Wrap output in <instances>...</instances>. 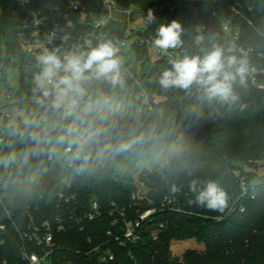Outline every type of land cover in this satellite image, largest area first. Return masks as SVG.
<instances>
[{
	"label": "trees",
	"instance_id": "obj_1",
	"mask_svg": "<svg viewBox=\"0 0 264 264\" xmlns=\"http://www.w3.org/2000/svg\"><path fill=\"white\" fill-rule=\"evenodd\" d=\"M65 1L35 0L33 7L50 13L56 5L64 8ZM83 1L91 12L96 0ZM115 1L122 7H133L143 20L141 29L131 33H127V21H114L96 31L119 41L133 37V58L125 59L129 65H124L127 84L123 90L97 82L87 86L89 96L98 105L88 119L93 127L107 132L85 147V154L90 156L86 166L81 160L73 161L72 153L69 166L65 155L53 162L47 159L46 141L54 138L66 121L59 113L34 103L33 76L39 68L35 56L25 51L18 36L25 16L13 0H0V75L10 67L19 70V85L10 99L27 116L26 122L19 117L16 121L24 136L17 137L8 149L22 154L36 149L27 163H20L0 177V221L5 224V229L0 230V264L22 263L23 249L41 253V247L21 238L20 233L28 230L30 221L40 226L49 220L55 228L54 218L61 214L65 230L53 234L55 251L50 264H264V178L255 184L253 173L245 170L256 168L264 154V89L257 86H264V58L257 56V52H264V38L242 22L240 44L252 48L247 59L256 73L250 74L246 87H236L239 102L220 108L217 116L214 108L219 106L200 99L195 90L187 95L180 89L165 92L159 87L157 78L170 64L159 58L150 60L148 45L160 24L177 20L184 27L180 57L202 55V50H210L213 45L229 48L220 30L229 12L209 1ZM236 1L251 9L247 15L253 22L264 23V0ZM149 10L155 16L151 25L146 23ZM71 20L69 33L75 36L91 29L88 24H79L76 13L71 14ZM197 25L204 28L197 30ZM198 36L203 38L199 44ZM75 41L76 48L97 42ZM61 48L74 49L69 45ZM141 135V142L132 143ZM34 136L41 141L38 148ZM121 143L131 147L120 151ZM81 167L85 171L81 172ZM135 175L138 182L145 183L147 191L146 199L138 204L131 201L136 191ZM241 179L248 191L239 198ZM192 180L199 181L201 187L209 180L215 181L227 194L223 211L189 205L195 196L189 187ZM252 190L256 192L253 198ZM59 194L74 196V202L59 205ZM165 195L174 200L179 210H159ZM93 201L99 205L101 216L91 221L83 219ZM112 203L125 208L129 217H135L136 210L157 208L138 242L126 247L108 242L105 233L113 218ZM240 206L245 207L243 212ZM70 208H74L72 219ZM159 223L164 229L153 240L150 231ZM185 241L198 244L200 249L188 248L181 257H174L171 246ZM103 242L108 243L100 251L109 248L114 254L112 260L100 261L98 253H89Z\"/></svg>",
	"mask_w": 264,
	"mask_h": 264
},
{
	"label": "clouds",
	"instance_id": "obj_2",
	"mask_svg": "<svg viewBox=\"0 0 264 264\" xmlns=\"http://www.w3.org/2000/svg\"><path fill=\"white\" fill-rule=\"evenodd\" d=\"M155 20L152 10H149L146 23L151 25ZM184 32L182 24L173 20L168 24H160L152 39V45L162 53L183 45L181 36ZM53 32L49 37L51 41ZM203 38L197 37V44ZM121 41L107 34H101L94 46L86 48L63 49L61 47L41 46L35 57L39 70L33 76V100L40 108L51 109L59 113L66 121L59 128L58 134L46 141L55 151L63 147L66 153H72V160H81L86 166L90 156L84 150L96 139L105 135L107 130L93 127L88 117L97 109V102L89 96L88 85L93 82L106 84L112 89L123 90L127 84L125 58L121 54ZM203 54H185L180 58L169 59L170 67L161 71L157 78L159 87L165 92L180 89L187 95L193 90L199 98L215 102L219 107L214 108L220 115V108L236 105L240 97L236 87H246L248 77L253 71L247 57L236 54L232 47L213 45L210 50H202ZM143 135L132 143H139ZM37 148L41 141L33 137ZM131 144L121 143L120 151H125ZM75 149V151H73ZM107 150V148L105 149ZM25 151L23 161L35 154ZM15 161L12 154L0 156V164H10ZM85 171V167L79 169ZM190 191L195 194L189 205H195L212 211H223L227 206L226 192L215 182L209 180L201 187L199 181L192 180ZM173 191L178 189L173 188Z\"/></svg>",
	"mask_w": 264,
	"mask_h": 264
},
{
	"label": "built area",
	"instance_id": "obj_3",
	"mask_svg": "<svg viewBox=\"0 0 264 264\" xmlns=\"http://www.w3.org/2000/svg\"><path fill=\"white\" fill-rule=\"evenodd\" d=\"M23 11L25 16V21L20 27V32L18 36L20 37V43L22 44L25 51L34 55L38 54L41 49V46H46L49 48L52 47H61L72 46L76 48V41L85 40L92 41L97 40L100 37V33L97 34L96 31H101L104 27L109 25L114 21H123L121 19L115 18L114 15L116 12H125L128 15L129 22H132L131 17L134 16L133 7H122L118 5L115 0H96L93 5V10L91 12L88 10L86 3L83 0H66L64 2V8L61 5H56L52 11L44 12L33 7L35 0H13ZM50 1V0H43ZM189 2L195 3H215L223 7L228 11V16L223 19L220 24V30L226 36V43L236 49L239 54L243 53L248 57L252 53V48H245L240 44L242 39V22H245L248 26L252 27L258 36L264 38V23L256 24L248 17V12L250 8L244 7V5L236 0H187ZM76 13L79 16V24L85 25L88 24L91 29L87 34H78L74 35L69 33L73 23L71 20V14ZM138 14V13H137ZM203 26L197 25L196 29H203ZM140 29V28H139ZM55 32L54 38L49 41L48 37ZM133 30L128 26L127 33H131ZM125 39L121 41L122 46L125 44ZM157 58L169 62V59L180 58V47L175 49H169L167 53H162L159 49L155 48ZM122 53V48H121ZM257 56L264 58V52H257ZM126 69V68H125ZM252 74L256 71L252 68ZM264 72V71H261ZM127 73V71H126ZM252 82L256 85L254 78ZM259 88L264 89V86L257 85ZM6 98L10 99V96L6 95ZM146 104L149 106L148 102ZM150 108V106H149ZM25 134L24 130L20 127H17V122L13 121L11 113H4L0 111V156H7L12 154L15 157L13 163L4 165L0 164V177L8 174L12 170L16 169L20 163L23 161V154L15 151H11L9 146L14 142L17 137H23ZM34 134L31 133L30 136ZM74 150V149H73ZM69 153L64 151V148L61 147L58 151H51L48 149L47 159L49 161L60 159L62 155L66 156V164L70 163ZM145 183L139 182V185L136 186V191L131 195V201L134 204H138L139 201L146 199L147 191L144 186ZM247 188L245 186L244 180L241 179V193L239 198L244 196L247 193ZM256 192L252 190L251 197L255 196ZM59 205L61 203L70 204L74 202V196H64L63 194L58 195ZM2 196L0 194V204H2ZM113 209L110 211V216L112 218L110 222V227L106 231L105 235L108 238V242L112 241L120 247H126L129 244L138 242L141 239V231L145 224H148L152 221V215L157 211L156 207H150L144 209L143 211L136 210L135 217H129L125 208H118L114 203H112ZM68 209V207H67ZM74 208L69 209V218L72 219ZM159 210L163 211H177V207L174 200L165 195L159 206ZM240 212L245 210L244 206L239 207ZM116 214L117 216H114ZM6 215L9 218L11 215L8 210H6ZM61 215H56L54 221H56V227L52 228L51 222L44 221L40 226L33 225L30 221L28 225V230L20 233L21 238L36 244V246L41 247V253L28 252L26 249L22 251L23 262L20 264H50V256L55 251L53 234L55 231L61 232L65 230V225L62 222ZM82 216L86 220H94L96 217L101 216V211L97 202L93 201L91 203L89 211L85 212ZM77 221V220H76ZM79 222V221H78ZM5 229V224L0 221V230ZM164 229V225L159 223L154 229L150 231V236L153 240L157 239L159 233ZM108 242H103L101 245H97L92 248L89 253H98V259L100 261L112 260L114 254L110 251L109 248H106L103 251H100L102 246L107 245Z\"/></svg>",
	"mask_w": 264,
	"mask_h": 264
},
{
	"label": "rangeland",
	"instance_id": "obj_4",
	"mask_svg": "<svg viewBox=\"0 0 264 264\" xmlns=\"http://www.w3.org/2000/svg\"><path fill=\"white\" fill-rule=\"evenodd\" d=\"M115 18L121 19L123 21H129L128 15L125 12H116L114 15ZM143 25V20L140 14H137V11L134 12L133 21L129 22V27L132 30L141 29ZM134 41L133 37H130L126 39L124 46H122V55L126 60L132 61L133 55L130 52V44ZM89 43V42H88ZM90 44V43H89ZM148 52H149V58L150 60L156 59L158 56L155 51V47L150 43L148 45ZM139 65V63H137ZM19 70L16 67H10L8 68L4 74L0 75V111L4 113H11L13 121H17L18 117L23 121H27V116L25 112L21 109H19L16 105L12 104V100L6 98V95L11 96L15 93V91L18 88L19 85ZM49 149L51 146L48 144ZM59 149V148H58ZM56 149L55 151H58ZM149 169H153L149 167ZM246 171L252 172L254 175V183L258 184L261 181V178H264V154H262L259 158V163L256 168H248L245 167ZM134 176V182L135 185H139V182L137 180L138 177ZM188 248H198L200 249V246L194 242L191 241H185V242H179L176 244H173L171 246L172 255L174 257H181L183 251H185Z\"/></svg>",
	"mask_w": 264,
	"mask_h": 264
},
{
	"label": "water",
	"instance_id": "obj_5",
	"mask_svg": "<svg viewBox=\"0 0 264 264\" xmlns=\"http://www.w3.org/2000/svg\"><path fill=\"white\" fill-rule=\"evenodd\" d=\"M126 66H128L129 64L128 63H125Z\"/></svg>",
	"mask_w": 264,
	"mask_h": 264
}]
</instances>
